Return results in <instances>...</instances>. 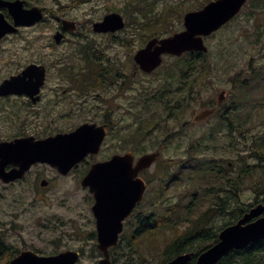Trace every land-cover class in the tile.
I'll return each instance as SVG.
<instances>
[{"label":"rangeland","instance_id":"1","mask_svg":"<svg viewBox=\"0 0 264 264\" xmlns=\"http://www.w3.org/2000/svg\"><path fill=\"white\" fill-rule=\"evenodd\" d=\"M24 1L27 7L40 8L44 18L39 23L24 29L22 31L23 39L13 38L14 41L2 43L0 46V80L21 70L29 62L46 64L50 68V79L44 93L49 92L62 106H65V103H70L68 107L72 108L74 114L65 115L68 118L60 117V121L71 125L88 119H100L102 116V112L99 113L94 108L91 109L92 106H97L98 102L96 103L89 96L90 93L73 91L71 95L61 93V89L67 88L69 85L68 81L61 77L62 71L67 69L72 71L73 65L80 66L83 64L81 58L85 59L84 51L79 47L83 45L89 51L90 57L93 56L92 51L95 52L96 57L102 59L100 62L103 64L106 58H115L118 55L124 60L122 62H124L126 70L128 59H132L137 48L144 46L152 35L165 37L183 30L184 13L199 9L207 0H153L154 10L146 12L141 10L138 5L144 0ZM253 3L255 0H247L235 19L216 31L213 36L205 39L207 52L203 57L204 61L201 62L203 68L200 66L196 68L203 70L205 76L204 79L197 82L199 86H197L198 88L194 87L195 93L192 97H187L188 105L183 112L172 115L165 113L166 111L164 112L160 106V103H164L158 98L155 99L156 102L153 101L152 109H144L143 103L151 101L148 97L152 94L157 95L165 88V80L158 73H140L138 81L140 87L139 114L147 117L157 112L159 117L153 118L149 124H154L155 127L139 126L138 137L143 135L141 139L139 138L137 151L139 154L151 152L156 148L164 151L156 166L157 174L149 173L153 176L155 192L161 191V184H163V181H159L157 176H167L175 170L176 165L178 166L182 162L187 165L183 173L189 172L191 165L188 162L190 156L187 153L193 154L203 162L211 159L215 165L222 163L227 166L228 162L230 165L222 171L224 178L217 177L210 172L203 173L200 180L192 181L185 174L184 177L187 179H184L182 184H176V186L172 184L166 193L162 191L165 194L163 199H158L156 196L154 209L158 225L155 230L144 234L137 240V244L134 246L136 251L126 261L129 264H137V259L144 260L143 264H160L165 247L175 238L184 239L187 234L182 236L181 234L189 233L192 229V222L202 214H204V218L201 225L210 227V235L218 232L219 227L230 218V212L236 205V198L233 194L231 195L232 191L227 193L223 190L227 189L226 177L234 178L239 166L242 168H245V165L255 167L254 165L259 163L258 159L264 158V86L260 89L253 86L247 90L250 98L257 102L255 107L248 105L240 107L238 110L240 113L235 110L236 115H241L242 125L235 130L236 119L235 114H232L231 123H233L234 129L230 132V138H226L228 132L224 133L225 125L222 133L223 136L225 135V139L221 137L218 145L209 139H206L202 144L198 143L214 127L213 120L211 124L192 123L196 111L214 104L220 90L227 89L228 94L230 92V96L227 95L229 102L236 101L239 90L238 87L234 89L233 85L236 86L237 82L246 81L250 78V73L263 66L264 7L258 9L259 12H257L252 7ZM110 12L121 14L125 20V28L120 30L121 42L126 43L123 46L120 42H112L110 36L91 31L92 23L101 20L105 14ZM63 18L76 21L80 26V34L74 35L75 37L67 36L61 46H46L50 42L54 44L52 34L58 23L61 24L60 20ZM133 34L134 36H132ZM174 58L176 57H167V61L164 62L168 64ZM94 62L89 59L90 64ZM89 63L86 62V64ZM66 72L68 73V71ZM123 97L124 99L122 97L117 99L120 107L113 110L111 119H109L116 123L119 129L121 119L124 125L127 121H131L132 116L131 107L127 109L132 99H125V95ZM16 108L20 109L22 116L25 114L26 110ZM37 108L39 109V107ZM123 114H125L124 117ZM10 116L16 117L14 110L11 111ZM30 118L34 121L32 116ZM184 121H187L188 124L182 135L176 133L175 138L168 136ZM172 124L176 125L172 127ZM134 125L137 124L134 123ZM136 128L137 126L134 127V130ZM127 130L131 133V128ZM204 144H206L205 147ZM130 148V144H124L120 149L124 152ZM195 148L199 151H196ZM116 150L117 146L114 142L108 151L111 153ZM256 151H260L259 155ZM180 160L182 162H179ZM252 175L246 179L238 196L239 202L246 206L254 202L256 197H259V200L262 199L259 194L264 188V174H258L256 170ZM61 183L69 190V193L36 195L34 190L27 189L29 182L17 184L16 187L25 186V190L17 188L16 191H13L14 188L12 190L4 189L3 183L0 182V232L4 242L17 250L16 252L32 249L39 254H52L69 249L79 250L82 251V264H97L102 256L91 235L94 224L91 220L90 205L92 201L90 196L88 198L83 194L79 183L75 182L74 186L70 184V180L61 181ZM208 188L213 191H209ZM193 192H196L195 197L191 194ZM227 197H232L228 202L230 210L220 214L217 212L221 203L220 199L226 200ZM259 202L262 201L257 203ZM142 208L144 213L150 210L146 204ZM189 208L192 209L190 213ZM210 209L212 210L209 211ZM46 225H50V228L45 227ZM192 232L193 229L190 234ZM195 246L196 244L190 248L196 249L197 246ZM11 255L8 256V252L4 253L0 257V264H4ZM123 259L124 257L116 259L115 264H122Z\"/></svg>","mask_w":264,"mask_h":264},{"label":"flooded vegetation","instance_id":"2","mask_svg":"<svg viewBox=\"0 0 264 264\" xmlns=\"http://www.w3.org/2000/svg\"><path fill=\"white\" fill-rule=\"evenodd\" d=\"M23 7L29 8L25 5V1L23 3ZM0 12L3 14V19L7 23H9V25L14 24V20L12 18L13 16L11 15L7 7H1ZM31 26L33 25H17L14 26V30L6 31L0 36V46L4 41H14L13 38L23 39L22 31ZM123 28H120L116 32L96 34H105L106 36H110V40L112 42H120L123 46V44H126L121 42L122 37L120 36V30H122ZM79 29L80 26L77 25V28L74 29L73 32L66 31L63 30L61 24L58 23L55 32L52 34V39L54 40V35L56 32H60L62 34L61 41L59 43H56L54 40V44L50 42L47 43L46 46H61L62 41L64 43L67 39V36L70 37L79 35ZM132 36H134V34ZM140 48L141 47L137 48V50H139ZM83 55L85 56V59L81 58V60H83V64H81L80 66L73 65V72L69 71L68 69L62 71L61 77L67 80L69 85L67 88H62L61 93L63 95H71L72 91L84 94L90 93L89 96L93 100H95L96 103L98 102V105L96 106L94 104L95 106H92L91 109L94 108L95 111L99 113L102 112L103 117L100 116V119L93 118L84 120L83 122L78 124L66 125L62 123L60 121V117L64 116L68 118L67 116L74 114L72 108L68 107V104L70 103H65V106H62V104L59 103L58 100L56 101V98L51 96L49 92L45 94L44 92L50 79V68L46 64L29 62L21 70L16 71L13 74H9L0 80L1 86V84L5 80L10 79V77L12 76L18 75L31 64H37L44 67L45 75L43 78V82L38 87V91L36 93H33L28 89L30 88V82L28 81L34 80L33 77L29 78V76L21 78L22 81L18 82L17 84L11 85V87L5 86L4 89L0 91V144L15 141L16 139L21 138L34 139L38 141L60 137L59 135L65 136L74 132L80 125L88 124L94 125L95 128L98 129V131L102 134L97 151L89 152L82 159L75 162L74 164H71L75 156L72 155L71 149L69 148V145H67L66 141H63V139H59L58 142L53 145V151L56 152V154L53 153L51 156H45L41 160L32 161L29 165H27L25 159L17 155H6L4 158L0 156V168L2 167L5 173H16V176L10 177L9 181L4 182L0 178V182L3 183L4 189L12 190V188H14L13 191H16L17 188H19L20 190H25V186L16 187V185L29 182L27 189L34 190L36 195H45L48 193H69V190L62 185L61 181L70 180V184L72 186L75 185V182L79 183L81 189L83 190V194H85L88 198L90 196V199L92 201L90 205V211L92 214L91 220L94 224V230L93 232H91V235L94 241L97 243V218L93 212V206L96 201L95 194L91 190L90 186H82L80 184V181L89 171L91 166L95 163H105L109 161L114 155H123L125 152H130L132 154L131 156L133 165H135L140 157L144 154H139V152L137 151V149H139V138L141 139L143 135L141 134L138 137L140 131L139 126L148 128L155 127L154 124H149L150 122H152L153 118L159 117V114L155 112L147 117H143L139 114L138 106L140 105V102L138 96L140 93V87L138 86V81L140 73H158L165 80V88L157 94L158 96L156 94L150 95L148 99H151V101L143 103L144 109H152L153 101L156 102L155 99L158 98L164 103H160V106L162 110H164V112L166 111L165 113H169L171 115L175 113L178 114L179 112H183L186 109V106L188 105L187 97L191 98L195 93L194 87L199 86L197 82L200 79H204V71L201 69H196L199 66L202 67L201 62H203L204 60L200 55H198V53L189 52L190 60H188V58H174L169 61L168 64H166L165 62L167 61V57L174 56L163 55L162 61L157 67L153 68L150 71H145L140 68L139 64L135 62L133 57L132 59H128V64H126L125 70V64L124 62H122L124 60L122 58H119L118 55L115 58H106L104 64L100 62V60L102 59L96 57L95 52H93V56L95 57L93 59L95 61L93 64L89 63L90 56L86 50L83 52ZM182 55L186 56L187 54L183 53ZM86 62H88L90 65L86 64ZM188 63H191L190 66L187 65ZM66 71H68V73ZM233 86L235 89L236 86ZM56 93H58V91H56ZM124 95L125 99H132V101H130L127 106V109L128 107H131L130 111H132V116L131 121H127L124 125L122 124L124 122L121 119L122 122L120 123L119 129L117 128L116 123L109 119H111L113 110H116L120 107L117 99L119 97H122L124 99ZM227 95L230 96V92L228 94L227 89L220 90L214 104L212 103L208 106H205L196 111V113L194 114L192 123L211 124L213 120L212 125L214 124V127L211 128V130L207 134H205L204 140L198 141L199 144H202L204 141H206V139H209L210 141L215 142V144L218 145L220 138L225 136L222 135L225 125L226 129L224 130V133L228 132L226 138H230V132L234 129L233 123H231L232 114H235V119L237 120V115L235 112V110L237 111V108L235 106L236 101L229 102V98L227 97ZM144 100L146 101V99ZM226 101H228L229 103L226 104ZM14 107L15 109H13ZM16 107H19L24 111L26 110L25 114L22 116L19 111L20 109L17 110ZM37 107H39V109ZM58 109L60 110L57 111ZM12 110H14V114L16 115L15 118H12L10 116ZM93 113L95 114V112ZM124 115L125 114H123V117ZM198 115L200 118L196 119ZM30 116L34 118V121L30 120ZM134 123L137 124V128L135 129L136 131L134 130V127H136ZM187 124L188 122L184 121L180 125V127H176L174 131H172L168 136H173V138H175L176 133L182 135ZM175 125L176 124H172V127H174ZM240 126L241 124L236 122L235 130ZM130 128L131 133H129L127 130ZM114 142L117 146V150L115 152L109 153L108 150L110 149V145ZM124 144H130L131 148L123 152L120 148H122ZM205 146L206 144H204V147ZM151 152L156 154L153 162L149 166L142 168L133 178H140L144 183L142 198L135 203V205L130 209L129 214L123 216L122 219L123 229L121 234L119 235L118 243L122 242L123 244L125 242L124 245H126L127 247L123 248L122 246V248L114 249L118 245L117 243L116 246L109 248V257L112 264H115L116 259L130 257V255L136 251V248H134L133 245H135L134 242L138 240L141 228H147V232L155 230L154 227L158 225L156 223V212L154 209L156 196L158 197V199H163V196L165 195L163 194V192L166 193L168 187L170 188L172 184L173 186H176V184H182L183 180L187 179V177L184 176H186L185 174H187L188 176V173H183L184 168L187 167V165L184 164L182 160H180L179 162L182 163H180L178 166L176 165L173 172L169 173L165 177L157 176L159 181H163V184H161V191L159 190L155 192V189L153 187L155 186L153 185V176H151L149 173L151 172L152 174H157L158 169H156V166L158 165L161 153H164V151L162 149L156 148L152 149ZM194 163L195 161L191 163V169L192 164ZM219 164L220 165H216V167L223 168L220 172L208 171V173L212 172L217 177H219L220 175L224 178L222 171L225 169V167L222 163ZM228 165H230L229 162ZM116 173L118 174L120 173V171L117 170ZM229 177L230 176L226 177V180ZM230 178L233 179V177ZM133 179L131 178V181H133ZM228 190V192L231 193V191L233 190V185H229ZM191 194L193 197H195L196 192H193ZM232 194L233 192L231 193V195ZM116 197L117 195H113L112 193L105 195V199H107V201H111ZM231 198L232 197H230V199ZM129 199H131V197H129L127 200ZM145 204L148 206V208H150L147 213H144L142 208ZM115 209L117 208L115 207ZM188 211L190 213L192 209L189 208ZM184 219H186V217H184ZM45 227L50 228V225H46ZM121 250L122 252H120ZM56 253L58 252H55V254ZM79 253L82 254V251H79Z\"/></svg>","mask_w":264,"mask_h":264},{"label":"water","instance_id":"3","mask_svg":"<svg viewBox=\"0 0 264 264\" xmlns=\"http://www.w3.org/2000/svg\"><path fill=\"white\" fill-rule=\"evenodd\" d=\"M246 0H212L202 9L187 12L183 17L185 29L164 38H151L146 44L134 54V60L140 68L150 71L157 67L162 61L163 54L180 55L187 50L206 51L201 35H208L218 29L222 24L233 17ZM7 7L13 16L15 25H31L42 19V12L36 6L23 7L22 0L3 1L0 0V8ZM63 29L72 31L76 24L74 21L63 19ZM124 22L120 14L112 12L106 14L102 20L93 23V30L96 32L115 31L123 27ZM14 30L0 13V36L6 31ZM62 34L57 32L54 35L56 42H59ZM45 72L43 66L31 64L21 73L5 80L0 91L5 86L17 84L21 78L29 76L34 80L30 82L33 93L43 82ZM12 89V88H11ZM13 91V90H12ZM200 118L199 115L196 119ZM94 125L84 124L74 132L67 135H59L46 140L18 139L14 142L0 144V156L17 155L25 159L27 165L32 161L41 160L45 156H51L53 145L59 139L66 141L71 149L74 159L71 164L79 161L88 152H95L98 149L102 134L97 131ZM56 154V152H54ZM132 154L114 155L105 163H95L81 181L83 186H90L95 194L96 202L93 212L97 218V239L98 248L103 252L104 257L98 264H111L108 258V248L117 243L119 233L122 231L123 216L129 214L130 209L142 197L144 183L140 178L133 179L144 167L149 166L155 159L156 154L143 155L135 166L132 165ZM4 163V162H3ZM70 164V165H71ZM118 168V169H117ZM120 173H116V171ZM16 173H5L0 168V178L4 181ZM131 178L133 181H131ZM104 189V190H103ZM112 193L117 197L111 201L105 199V195ZM129 197L131 199L127 200ZM113 207V208H112ZM115 207L117 209H115ZM120 211V212H117ZM264 205L259 203L253 206L235 223L223 228L218 236V241L200 253L193 264H215L230 250L240 249L249 243L264 238ZM191 253L176 256L166 264H187ZM78 252L65 251L56 255H38L31 250L21 251L16 257L6 264H78Z\"/></svg>","mask_w":264,"mask_h":264},{"label":"trees","instance_id":"4","mask_svg":"<svg viewBox=\"0 0 264 264\" xmlns=\"http://www.w3.org/2000/svg\"><path fill=\"white\" fill-rule=\"evenodd\" d=\"M152 1L153 0H144V2L139 3L138 5H140L141 10H144L145 12L152 11L154 10V3ZM203 1H206V0H203ZM255 5H257L258 7L256 10L263 8L264 0H256ZM152 36H158V35H152ZM182 58H188V60H190L189 59L190 55L183 56ZM190 64L191 63H188L187 65L190 66ZM250 78L251 79H249V81L237 82V87L239 90L236 95V105L235 106L237 108H240V107L243 108L245 105L253 106V108L255 107L257 102L256 100H252L250 98L249 94L247 93V90H250L253 86L254 88L255 87L259 88V87L264 86V65L261 68H259L257 71L251 73ZM259 82L262 84H260ZM237 113H240V111H238ZM240 118H241L240 115L237 116V123H240L242 125L243 120H241ZM203 140H204V137L200 139V141H203ZM195 150L199 151L197 148H195ZM260 151H256L257 155H259ZM188 156H190V160H188V162L191 164L195 159L193 157V154L189 153ZM258 161L259 163L254 165L256 168L253 166L251 167L249 165H245V168H242L241 166H239L236 172L237 173L236 176L233 179H231L230 177L227 178L226 180L227 189H223V190L229 193L228 187L229 185L230 186L233 185L232 192L236 198V205L234 206L233 211L230 212V218H228L227 222H225L221 227H219V229L225 225L235 222L245 211H247V209L251 205L257 203L260 200L264 203V188L260 192V194L258 193L259 196L262 197V199L259 200V197L258 198L256 197L255 201L249 204V206H246L245 204H241L238 200V196L240 194V188L246 183L245 182L246 179L253 176L252 173L255 172L256 170L258 174L260 173L264 174V162H262L264 161V158L261 157L260 159H258ZM223 165L225 166V164ZM261 167H263V169H260ZM221 169L223 168L216 167V165H214L211 159L206 160V162L195 161V163L192 164V173L194 175H197V177H199L203 171L204 172H207V171L220 172ZM258 176L261 177L260 175ZM219 177L221 178L220 175ZM263 186H264V182H263ZM208 190L211 191L212 189L208 188ZM224 198L220 199L221 203L218 206V211L216 209H213L214 211H217L220 214L227 213L230 210V207L228 204L230 197H227L226 200H224ZM226 208H228V210H226ZM211 210L212 209H210L209 211ZM203 218H204V214H202L197 220L192 222L191 225H192L193 232L191 234L190 232L192 231V229H190L189 233L184 232L183 234H181V236L184 234H187L185 235L184 239L175 238L165 247V250L162 255L161 263L166 262L167 260L171 259L176 254L186 251L188 248L190 249V246H193L194 244H196L197 248L194 252V256L191 261L193 262L195 257L202 250H205L207 247L211 246L213 243L217 241V232L213 235H210V232H211L210 227L201 225L203 222ZM146 233H147V228H141V232H140L138 239ZM1 234L2 233L0 232V257L4 253H7V252H8V256L11 254H12L11 256H13L14 254L17 253L16 252L17 250L13 249L12 246L10 245H6ZM123 244L122 242H119L118 245L114 249L122 248V246L123 248L127 247L126 245H123ZM134 244H137V241L134 242ZM133 246H136V245H133ZM192 249L194 250V248ZM129 259L130 258L128 257H124L122 264H129L128 262H126ZM143 262L144 260L137 259V264H143ZM215 264H264V238L251 242L250 244H248L247 246L243 248L230 250L222 258H220Z\"/></svg>","mask_w":264,"mask_h":264}]
</instances>
